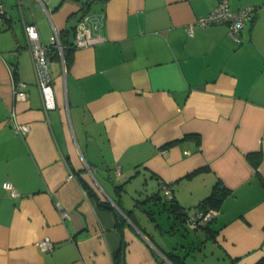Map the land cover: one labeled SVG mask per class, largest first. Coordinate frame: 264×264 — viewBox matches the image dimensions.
Here are the masks:
<instances>
[{
    "label": "crops",
    "instance_id": "1",
    "mask_svg": "<svg viewBox=\"0 0 264 264\" xmlns=\"http://www.w3.org/2000/svg\"><path fill=\"white\" fill-rule=\"evenodd\" d=\"M222 1L253 12L238 42L224 23H196ZM0 5V264H172L166 253L184 264L264 261V0L93 5L88 13L105 14V41L71 48L65 70L52 54L49 111L24 25H35L43 44L54 30L73 44L82 3ZM16 82L26 84L22 101L13 95ZM133 184L144 199L173 198L187 215L216 184L228 195L207 228L171 216L166 230L148 229L116 205L125 208L116 188ZM44 239L51 251L40 250Z\"/></svg>",
    "mask_w": 264,
    "mask_h": 264
},
{
    "label": "built area",
    "instance_id": "2",
    "mask_svg": "<svg viewBox=\"0 0 264 264\" xmlns=\"http://www.w3.org/2000/svg\"><path fill=\"white\" fill-rule=\"evenodd\" d=\"M5 15L3 6L0 5V24L3 21ZM253 12L251 9H243L238 11H232L227 2L222 1L209 12L207 15L199 17L196 21L197 25L204 28L213 24L224 23L228 27V33L232 39L239 41V35L244 24L252 19ZM105 24L104 12H92L85 14L75 27L73 45L75 49L89 48L97 44H101L105 41V38L100 34L102 27ZM192 28H187V33L190 35ZM24 33L27 39V44L32 57L35 74L37 77V84L39 86V92L43 108L45 111H49L55 108V101L52 92V86L50 78L43 74L42 68H47L51 60V50H54L58 54L63 69L65 70L64 58H63V46L60 41L59 34L54 30L49 37L48 44L41 42L39 32L35 25H24ZM26 84L23 82H16L13 84V95L15 100L22 101L26 98L25 92ZM15 131L24 134L28 131L27 125H16ZM73 178V174L68 176V179ZM3 189L11 197H17V192L7 182L3 183ZM166 194L169 193V188L163 186ZM62 217H67L65 212H61ZM216 216L215 210H210L207 213L195 211L188 215L186 223L190 229L204 228L209 222H211ZM40 250L51 251L53 244L50 240L44 239L38 243Z\"/></svg>",
    "mask_w": 264,
    "mask_h": 264
},
{
    "label": "trees",
    "instance_id": "3",
    "mask_svg": "<svg viewBox=\"0 0 264 264\" xmlns=\"http://www.w3.org/2000/svg\"><path fill=\"white\" fill-rule=\"evenodd\" d=\"M105 1L106 0H80V2L82 3V10H83L82 17L89 12V9L93 5L104 4ZM60 41H61V44L63 46L64 63H65V65H68L69 50H72L71 48H74V45L72 43L68 44L65 41H62L61 37H60ZM51 54L56 55L58 57V54L56 52H54V50H51ZM254 156H256L258 158V160H259L260 154H255ZM250 158H251V156H250ZM191 175H194V173L191 174ZM82 186H83L84 189H86L88 194H90V195L95 197V195L93 194L91 189L87 187L86 183L82 182ZM116 189H117V191H122L123 187L122 186H118ZM227 195H228V190L225 189L224 187L220 186L219 184H216L212 188L210 194L207 197H205L203 200H201L200 203L196 206V211H200L202 213H207L210 210L217 211L218 208L220 207L221 203L223 202V200L225 199V197ZM160 200H161V198L159 197V195L154 194L152 196L146 197L141 202V204L146 205V203H148L150 201L154 202V201H160ZM116 205L122 211V213L128 219H130L133 223H135V225L138 227V225L136 224V222L132 218V211H127L118 202H116ZM100 206L105 208V209H108L110 211H113L117 216H119L118 213L116 212V210L114 208H112L109 204L100 203ZM167 211L169 213V217L172 216L174 221H179L180 223H184L186 221L187 216H188L187 213H186V210H183L173 200V198H171V200H169V207H168ZM149 215H151V213ZM211 222H209L204 228H207ZM166 257L172 264H184L183 257H181V256H179V255H177L175 253H166ZM262 263H264V261H260L257 264H262Z\"/></svg>",
    "mask_w": 264,
    "mask_h": 264
},
{
    "label": "rangeland",
    "instance_id": "4",
    "mask_svg": "<svg viewBox=\"0 0 264 264\" xmlns=\"http://www.w3.org/2000/svg\"><path fill=\"white\" fill-rule=\"evenodd\" d=\"M123 190L124 191L121 195L124 201V207L134 213L142 227L145 226L150 229L151 226L154 227L155 223L161 225L165 230L170 227L172 220H169V213L167 211L169 207V201L165 195L160 194V201H155L154 203L144 205L141 204L146 195L144 194L146 192L143 187L138 188L136 184H133L127 186ZM140 194L143 195L140 196ZM148 213H151V215ZM154 237L156 239L159 238L158 235H155ZM165 238L168 239V237Z\"/></svg>",
    "mask_w": 264,
    "mask_h": 264
},
{
    "label": "water",
    "instance_id": "5",
    "mask_svg": "<svg viewBox=\"0 0 264 264\" xmlns=\"http://www.w3.org/2000/svg\"><path fill=\"white\" fill-rule=\"evenodd\" d=\"M42 72H43V74L45 73V75H47L49 78H50V73H49V68L47 67V68H42Z\"/></svg>",
    "mask_w": 264,
    "mask_h": 264
}]
</instances>
